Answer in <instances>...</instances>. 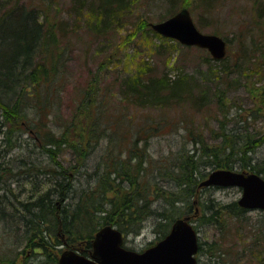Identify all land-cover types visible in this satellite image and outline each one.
<instances>
[{
  "label": "trees",
  "instance_id": "trees-1",
  "mask_svg": "<svg viewBox=\"0 0 264 264\" xmlns=\"http://www.w3.org/2000/svg\"><path fill=\"white\" fill-rule=\"evenodd\" d=\"M15 1L12 5L23 10L0 8V264H19L21 255L25 262L26 252L36 257L34 264H58V252L65 247L87 255L95 233L109 224L126 237L140 234L150 222L161 238L177 217L195 215L194 201L200 204L202 192L213 188L199 184L210 170L238 164L264 178V155H250L264 144V132L248 131L255 110L239 113L228 126L232 118L226 93L212 91L207 83L199 86L194 73L169 79L153 77L145 67L124 73L115 89L91 86V77L77 91L79 100L63 113L60 95L69 72L65 52L73 47L64 34L68 22L48 11L45 0ZM136 1L69 0L64 8L68 12L71 7L76 22L70 31L75 37L79 21L94 35L121 26L130 20ZM165 1L173 5V0ZM154 35L161 40L158 47L172 52L188 47ZM204 61L212 60L205 56ZM100 65L104 75L110 66L118 70L108 59ZM258 97L264 104V90ZM212 99L223 115L214 133L218 144L209 143L184 117L188 138L183 144L162 156L151 152L150 136L159 133L165 120L172 121L154 111L184 105L194 113L209 107ZM201 206L195 218L218 226L226 216L246 211L236 201L218 202L210 195ZM212 249L211 257L218 247Z\"/></svg>",
  "mask_w": 264,
  "mask_h": 264
},
{
  "label": "rangeland",
  "instance_id": "rangeland-1",
  "mask_svg": "<svg viewBox=\"0 0 264 264\" xmlns=\"http://www.w3.org/2000/svg\"><path fill=\"white\" fill-rule=\"evenodd\" d=\"M22 1L37 4L42 0ZM68 1L45 0L50 5L48 11L52 14L54 11L59 12L63 21L68 22V30L66 29L64 34L67 33L66 36L71 39L70 43H73V47L65 52L69 57L65 62L69 72L67 71V79L62 83L63 92L60 95L63 113H67L73 102L79 100L80 95L77 91L81 90L80 87H87L91 77H94L93 82H97H92L91 86L96 84V87L103 88L107 85L115 89L118 87L120 77H124V73L146 67L150 70L148 74L153 77L164 75L174 79L183 73L189 76L192 73L196 74L197 79L194 81L201 80L197 81L199 86L207 83L212 91L220 89L226 93L224 102L227 106V115H231L229 117L232 118L228 126H232L234 120L239 118V113L244 116L253 109L255 112L250 113V116L253 115L252 119H248V131L264 132V104L258 97L260 90H264V26L259 30L257 23L258 11L264 14V0H209L208 2L177 0L179 6L175 8L165 0H137L130 20L121 26L94 35L86 31L87 26L83 24L84 22L79 21L80 25L74 28L75 37L70 31L75 16H70L64 8ZM182 4L187 6L196 27L205 33L214 32L225 38L228 50L223 63L220 62L221 60L213 59L206 49L193 45L182 48L180 52L177 50L172 52L168 47L167 49L158 47L161 40H158L154 32L149 29V21L166 19L172 14L169 13L171 9L178 12ZM262 20L264 21V15ZM205 56H209L212 61L210 63L204 61ZM105 59L118 64V70L110 66V72L104 75L100 70V64ZM210 64L220 71L221 76L215 75L216 68H210ZM224 70L230 73L225 74ZM115 95L117 97V92L113 94ZM214 99L209 104L211 108L205 105L204 109L194 113L184 105L170 110H160L158 113L154 111L159 118L162 114L161 118L172 121L165 120L159 133L150 136L151 152L155 156H162L183 144L184 138H188V134L184 133V122H182L184 117L192 122L195 131L202 132L204 139L209 143H218L219 139H215L214 133L219 129L218 124L223 115L214 107ZM144 115L145 113H142L143 117ZM250 155L254 159L263 157L264 144L257 147ZM64 156L67 161L71 158L69 154ZM232 169L241 171L238 164ZM202 195L203 200L201 196L199 197L200 204L194 201L195 217L202 213L201 202H205L209 195L218 202L228 203L237 201L242 194L237 186L219 185L204 190ZM242 216V219L228 218L225 223H221V226L211 222L202 223L205 221L204 218L199 220L190 217L191 223L197 229L199 244H202V250L196 255L197 263L264 264V211L247 209ZM140 232L138 235L126 236L124 244L141 250L154 244L159 236L158 232L151 230L150 222H147ZM211 246L213 249L218 247L214 257H211L213 251H208ZM65 248L58 252V257ZM24 255L28 260L24 262L26 259L21 255L20 263L34 264L37 261L30 252Z\"/></svg>",
  "mask_w": 264,
  "mask_h": 264
},
{
  "label": "water",
  "instance_id": "water-1",
  "mask_svg": "<svg viewBox=\"0 0 264 264\" xmlns=\"http://www.w3.org/2000/svg\"><path fill=\"white\" fill-rule=\"evenodd\" d=\"M152 28L182 44L208 49L213 58L225 56V38L200 31L185 7L156 22ZM199 184L238 186L242 194L238 205L264 209V178L254 171L219 168L210 171ZM95 234L93 251L88 257L77 250L65 249L58 257V264H197L194 256L198 249L197 234L188 218H176L165 237L142 252L125 248L121 231L110 224L100 227Z\"/></svg>",
  "mask_w": 264,
  "mask_h": 264
},
{
  "label": "bare ground",
  "instance_id": "bare-ground-1",
  "mask_svg": "<svg viewBox=\"0 0 264 264\" xmlns=\"http://www.w3.org/2000/svg\"><path fill=\"white\" fill-rule=\"evenodd\" d=\"M1 1H4V2H1ZM20 1H22V0H20ZM16 1L15 0H0V8H3V6H10V7H12V6H15L14 7V10L15 11H20V9H22L23 10V8H22V6L20 5H12V4H14ZM173 5H175L174 7H178L179 5L177 4V0H173ZM180 7L181 8H183V7H185V8H187V6L186 5H183L182 4V6L180 5ZM256 7H257V5H256ZM71 7H68V12H69V15L70 16H72V14L73 13H71L72 12V10L70 9ZM180 8V9H181ZM179 9V10H180ZM188 9V8H187ZM25 10V9H24ZM26 11V10H25ZM177 12V11H176ZM175 12V13H176ZM175 13H173V14H175ZM258 15H257V23H259V24H261V25H263L264 26V21L262 20V17H263V15L264 14H262L261 12H259L258 11ZM1 14V13H0ZM173 14H171V15H173ZM171 15H169V16H171ZM169 16H167V18L169 17ZM120 18H121V16H120ZM166 18V19H167ZM166 19H163V20H160V21H164V20H166ZM121 21V20H120ZM156 22H159V21H156ZM156 22H150L149 21V29H151L154 33H157V34H159L160 36H162L163 38H166V39H173V40H175V41H177L178 43H180L181 45H184V46H187V45H185V44H182L180 41H178L177 39H174V38H171V37H166V36H164V35H162L161 33H159L157 30H155V29H153L152 28V25H154V24H156ZM108 28V27H107ZM193 46H195V45H193ZM189 47V46H188ZM196 47H198V46H196ZM198 48H200V47H198ZM218 143H219V141H218ZM218 143H216V144H218ZM220 168V167H219ZM218 168V169H219ZM218 169H212V170H218ZM222 169V168H221ZM212 170H210V171H212ZM209 171V172H210ZM203 180V179H202ZM201 180V181H202ZM200 183V182H199ZM13 184L14 183H12V186H13ZM200 186H203V187H206L205 185H200ZM224 203V202H223ZM236 203H237V201H236ZM237 205H238V203H237ZM240 206V205H239ZM245 209V208H244ZM254 209H258V210H262V211H264V209H260V208H254ZM254 209H252V210H254ZM244 212H246V211H244ZM243 212V213H244ZM243 215V214H242ZM195 217V215H193V214H187V215H184V216H181V217H177V218H188V221L191 223L192 222V220H191V218L190 217ZM228 218H231V219H242L243 218V216H235V215H232V216H226V218H224V221H222V222H226V219H228ZM176 220V219H175ZM174 220V221H175ZM146 224V223H145ZM145 224L143 225V227L145 226ZM191 225L193 226V228H194V230H196V234H197V238H198V232H197V229H195V227H194V225L191 223ZM151 226V225H150ZM102 227V226H101ZM151 230L152 231H155V232H159V231H157V230H153L152 229V227H151ZM159 234V233H158ZM158 239H160L159 238V236H158ZM214 257V256H213Z\"/></svg>",
  "mask_w": 264,
  "mask_h": 264
}]
</instances>
